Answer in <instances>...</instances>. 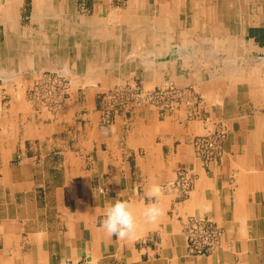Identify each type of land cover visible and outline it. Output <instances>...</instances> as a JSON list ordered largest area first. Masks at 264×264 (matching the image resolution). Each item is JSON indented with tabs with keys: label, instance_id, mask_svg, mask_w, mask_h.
I'll return each instance as SVG.
<instances>
[{
	"label": "crops",
	"instance_id": "1",
	"mask_svg": "<svg viewBox=\"0 0 264 264\" xmlns=\"http://www.w3.org/2000/svg\"><path fill=\"white\" fill-rule=\"evenodd\" d=\"M44 72L68 82L57 114L27 99ZM168 84L192 87V106L147 101ZM122 85L142 98L104 125L101 99ZM206 118L227 135L204 168L190 143ZM186 167L182 199L166 186ZM153 185L163 214L148 223ZM116 200L136 217L130 239L101 226ZM188 217L222 228L212 254H188ZM82 260L264 264V0L0 1V264Z\"/></svg>",
	"mask_w": 264,
	"mask_h": 264
},
{
	"label": "built area",
	"instance_id": "2",
	"mask_svg": "<svg viewBox=\"0 0 264 264\" xmlns=\"http://www.w3.org/2000/svg\"><path fill=\"white\" fill-rule=\"evenodd\" d=\"M68 82L58 73L44 72L39 74L27 91V99L32 107L40 112L47 111L57 114L68 94ZM142 98L137 86L122 85L111 89L102 97L101 122L104 125L111 123V116L116 107L136 101ZM193 96L185 89H178L173 84L154 90L146 96L149 103L157 106L163 113L174 114L183 104L186 106ZM189 118L194 116L189 113ZM211 129H207L203 135L193 137L191 147L194 158L202 167L206 168L222 156V146L226 139L227 130L223 123L212 122ZM196 174L193 168H181L177 171L175 180L166 187L185 199L190 193L192 182ZM186 238V250L194 256H206L216 251L223 240V230L214 221L206 217H188L184 225ZM65 264H89L86 260L66 262Z\"/></svg>",
	"mask_w": 264,
	"mask_h": 264
},
{
	"label": "clouds",
	"instance_id": "3",
	"mask_svg": "<svg viewBox=\"0 0 264 264\" xmlns=\"http://www.w3.org/2000/svg\"><path fill=\"white\" fill-rule=\"evenodd\" d=\"M161 189L153 185L149 188L146 195L153 202L149 203L144 210V217L148 223H155L163 214V210L158 206ZM102 228L109 236L120 240L130 239L135 236L137 230L136 217L131 205L127 201L116 200L114 204L106 207Z\"/></svg>",
	"mask_w": 264,
	"mask_h": 264
},
{
	"label": "rangeland",
	"instance_id": "4",
	"mask_svg": "<svg viewBox=\"0 0 264 264\" xmlns=\"http://www.w3.org/2000/svg\"><path fill=\"white\" fill-rule=\"evenodd\" d=\"M1 1V0H0ZM187 92H189L190 94H191V96H194V90H193V88L192 87H187L186 89H185ZM191 101L192 100H190V102H189V104L187 105L188 107L189 106H192L191 105ZM125 105V104H124ZM194 117V116H193ZM207 125V128H206V130L207 129H211V123H208V124H206ZM190 145H191V143H190Z\"/></svg>",
	"mask_w": 264,
	"mask_h": 264
}]
</instances>
